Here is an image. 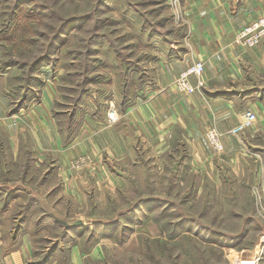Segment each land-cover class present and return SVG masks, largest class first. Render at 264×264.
Wrapping results in <instances>:
<instances>
[{
	"label": "rangeland",
	"instance_id": "rangeland-1",
	"mask_svg": "<svg viewBox=\"0 0 264 264\" xmlns=\"http://www.w3.org/2000/svg\"><path fill=\"white\" fill-rule=\"evenodd\" d=\"M183 13L182 0H0L4 87L21 99L50 85L69 137L87 117H107L112 102L121 117L127 100L154 91L163 58L182 45ZM8 135L0 129V193L21 197L17 224L38 210L39 260L71 264L70 245L79 241L100 244L85 264H264V132L247 141L254 161L246 171L222 162L215 178L194 168L178 135L160 158L122 170L123 187L103 192L93 175V201L77 203L50 194L57 159L42 162L30 137L14 157ZM68 206L72 214L55 216Z\"/></svg>",
	"mask_w": 264,
	"mask_h": 264
},
{
	"label": "crops",
	"instance_id": "crops-1",
	"mask_svg": "<svg viewBox=\"0 0 264 264\" xmlns=\"http://www.w3.org/2000/svg\"><path fill=\"white\" fill-rule=\"evenodd\" d=\"M182 5V45L163 58L153 82L154 91L147 98L127 100L115 124L107 125L105 115L89 116L69 137L53 113L54 91L50 85L39 98L23 102L22 97L14 99L5 89V78L0 75V129L9 134L14 157L30 137L42 162L57 159L50 172L57 180L50 189V194H57L56 202L93 201L89 197L91 187H97L93 175L101 181L103 192L110 185L123 187L126 178L122 170L142 166L144 156L160 158L178 135L194 168L197 165L215 178L222 162L233 164L239 172L246 171L248 162L254 161L245 146L250 138L264 132V39L250 48L237 44L235 35L264 14V0H182ZM197 61L205 64L203 84L192 94L179 92L176 77ZM190 80L198 85L199 77L191 75ZM247 109L255 111L256 122L240 135H225L223 155L215 154L207 129L216 125L228 131L242 120ZM6 196L0 193V264H51L50 259H38L34 234L37 226L44 224L37 220L38 210L32 208L17 224L15 207L21 197ZM67 208L64 214L55 216L74 212ZM99 246L96 243L89 249L82 248L75 241L69 248V261L85 264L86 258L93 260L99 253Z\"/></svg>",
	"mask_w": 264,
	"mask_h": 264
},
{
	"label": "built area",
	"instance_id": "built-area-1",
	"mask_svg": "<svg viewBox=\"0 0 264 264\" xmlns=\"http://www.w3.org/2000/svg\"><path fill=\"white\" fill-rule=\"evenodd\" d=\"M264 39V14L254 19L250 23L242 26L235 35L236 43L244 47H255L259 45ZM205 70V64L202 61H197L190 65L186 70L182 71L175 79V86L184 94H192L195 92L197 86L203 84L201 78ZM196 75L199 77L198 85H194L190 77ZM120 118L118 109L112 102L107 112V120L109 123H115ZM257 120V115L254 110L247 109L243 112L242 120L231 127L228 131L220 130L216 125H212L207 129V138L212 144L216 153L224 149V136L240 135L245 129L252 126Z\"/></svg>",
	"mask_w": 264,
	"mask_h": 264
},
{
	"label": "trees",
	"instance_id": "trees-1",
	"mask_svg": "<svg viewBox=\"0 0 264 264\" xmlns=\"http://www.w3.org/2000/svg\"><path fill=\"white\" fill-rule=\"evenodd\" d=\"M26 97H27L26 95H24V97H22L23 102H25L24 100H26ZM23 102L20 103V106H21V104H22ZM242 236H243V232H241V233H239V234H236V235H235V238H239V237H242Z\"/></svg>",
	"mask_w": 264,
	"mask_h": 264
},
{
	"label": "water",
	"instance_id": "water-1",
	"mask_svg": "<svg viewBox=\"0 0 264 264\" xmlns=\"http://www.w3.org/2000/svg\"><path fill=\"white\" fill-rule=\"evenodd\" d=\"M78 223H81V221H78ZM216 264H227V263L219 262V263H216Z\"/></svg>",
	"mask_w": 264,
	"mask_h": 264
}]
</instances>
